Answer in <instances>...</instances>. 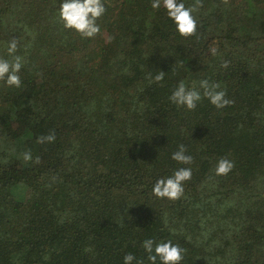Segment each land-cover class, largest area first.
Returning a JSON list of instances; mask_svg holds the SVG:
<instances>
[{
	"label": "trees",
	"instance_id": "trees-1",
	"mask_svg": "<svg viewBox=\"0 0 264 264\" xmlns=\"http://www.w3.org/2000/svg\"><path fill=\"white\" fill-rule=\"evenodd\" d=\"M105 3L101 32L82 38L57 23L58 0H0V55L16 37L27 59L20 88L0 81V264H122L170 229L181 264H264V0H203L189 37L149 0ZM204 78L233 103L169 102L178 81ZM180 143L192 179L156 198ZM225 156L235 168L216 176Z\"/></svg>",
	"mask_w": 264,
	"mask_h": 264
},
{
	"label": "clouds",
	"instance_id": "clouds-1",
	"mask_svg": "<svg viewBox=\"0 0 264 264\" xmlns=\"http://www.w3.org/2000/svg\"><path fill=\"white\" fill-rule=\"evenodd\" d=\"M149 7L153 13L162 15L170 22L172 30L181 37H189L198 32L200 27L199 13L203 7V0H149ZM107 7L105 0H58L55 18L65 30L74 31L82 38H93L101 32L98 20L105 15ZM20 40L13 37L6 43L5 55H0V81L8 88H20L22 85L21 71L27 63L25 55L19 54ZM27 46H25L26 48ZM213 56L218 49H210ZM227 66V62H225ZM166 71L160 70L155 74L149 73V83L164 81ZM207 99L218 109L229 106L233 101L227 97V91L219 82L207 78L198 82L186 83L180 80L172 88L168 100L177 107L194 110L198 104ZM38 142H53L55 133L39 136ZM24 161H32L31 151L21 154ZM38 160V158H36ZM170 159L181 165L172 168L170 172L158 175L152 185L151 194L160 199L178 200L185 191V182L192 179L194 157L184 143L178 144ZM235 168V162L228 157H221L216 161L214 174L227 176ZM169 236H150L139 241L141 254L128 251L122 257V264H181L184 262L187 248L173 239L175 229L169 230ZM190 240V236H185Z\"/></svg>",
	"mask_w": 264,
	"mask_h": 264
}]
</instances>
